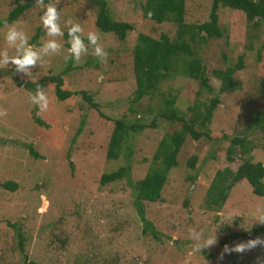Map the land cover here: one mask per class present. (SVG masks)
<instances>
[{"label": "rangeland", "instance_id": "1", "mask_svg": "<svg viewBox=\"0 0 264 264\" xmlns=\"http://www.w3.org/2000/svg\"><path fill=\"white\" fill-rule=\"evenodd\" d=\"M29 1L32 5L14 21L0 26V51L7 48L9 55H14L5 39L7 26L14 23L27 33L29 44L37 48L49 39L40 20L42 10L35 0H0V18L16 2ZM106 1L113 18L133 27L122 40L96 28L93 0L46 2L58 8L64 33L69 19L77 21L85 37L88 31L100 34L101 44L109 54L106 64L96 58L97 67L92 65L95 55L91 47L79 63L70 61V70L62 74V88L72 92L65 100H57L53 88L44 84L49 108L39 111L30 103V93L16 86L12 77L36 79L61 73L67 65L63 56L70 47L68 36L61 40V54L46 57L48 63L33 68L30 77L17 73L11 64L0 67V108L7 109V115L0 117V264H256L258 257L264 258V249L258 247L243 255L225 254L221 260L218 257L223 247L218 241L230 232L260 225L262 230L254 236L238 238L228 245L264 237V224L257 223L259 212L264 211V198L253 195L244 179L227 181V198L218 209L208 207L205 197L217 170L228 167L233 171L243 159L264 165V132L252 124L254 112L264 111L259 86L264 78V20L252 26L241 11L219 6L221 37L198 41L193 48L212 91L199 87L195 79L175 74L164 77L158 91L144 95L131 108L135 88L131 50L136 33L171 38L175 24L142 18L138 3L144 0ZM210 2L184 0V21H206ZM37 29L40 34L32 42ZM240 53L243 68L233 74L236 89L219 93L220 80L212 70L234 63ZM81 90L99 104L97 109L82 99ZM213 95L220 101L209 125L201 129L208 136H184L176 154L178 164L167 172L160 200L142 203L145 218L159 234V240H155L141 233L129 181L145 174L159 139L179 127L159 117L156 111L163 106L164 98L174 96L172 107L189 120L194 100L207 103ZM34 108V115L46 127L33 122ZM114 118L141 120L145 127L127 136L126 145L131 150L128 178L100 185L101 173L124 163L122 154L116 160L105 158ZM153 119L155 126H147ZM198 126L199 119L194 122V127ZM78 127L81 129L76 132ZM232 137H245L250 150L242 154L239 145H233L232 160L228 161L226 149ZM27 146L39 156L29 155ZM192 155H196L193 169L187 164ZM6 180L17 183L14 191L3 187ZM190 229L202 231L208 238L215 234L217 244L200 253L194 251L197 241L192 239Z\"/></svg>", "mask_w": 264, "mask_h": 264}, {"label": "trees", "instance_id": "2", "mask_svg": "<svg viewBox=\"0 0 264 264\" xmlns=\"http://www.w3.org/2000/svg\"><path fill=\"white\" fill-rule=\"evenodd\" d=\"M48 0H45V3ZM210 8L208 19L198 23H187L184 21V0H144L139 2L141 17L156 23L172 22L175 24V32L173 37H168L165 34H160L158 38L151 37L148 34L137 32L135 43L132 47V73L134 77L135 88L130 99V107L134 102L140 100L144 95H153L158 91V83L164 77H172L175 74L186 76L197 80L199 87L205 91H212L207 83L204 74V68L200 65L198 56H195L194 46L198 41H205L208 38H219L222 31L218 26L217 9L218 7H228L230 9L239 10L243 13L245 21L252 26H256L259 21L264 20V0H210ZM95 9L94 25L101 32L113 33L117 39L122 40L127 31L133 29L131 23L113 18L111 11L107 6L106 0H93ZM32 2H16V4L8 11L7 15L0 18V26L14 21L24 10L29 8ZM40 34L37 29L32 35V42H35ZM67 36V31L65 32ZM85 41H87L85 39ZM192 43V44H191ZM264 46V42L262 44ZM243 53L236 57V61L226 65L223 69H214L212 73L220 80L218 92H231L236 89V83L233 79V74L243 68ZM89 64L88 61L85 62ZM92 65L97 67L98 62L96 57H93ZM70 70V61L67 63L63 71L54 75H44L36 79H23L13 76L12 79L16 86L33 93L36 85L33 83L37 80L43 86L48 84L53 88L54 97L59 100H65L71 96L72 92L63 89L62 74ZM261 96L264 99V78L259 81ZM82 99L92 108L97 109L99 104L93 97L81 90L79 91ZM220 99L217 95L209 98L207 103L194 100L192 107L193 115L189 120L185 119L178 113L173 106L174 96H169L163 99V106L156 111L159 117L168 119L170 122H176L179 125L178 129L173 130L169 134L162 136L152 154V165L147 169L145 174L138 180L130 182L133 193V205L139 215L142 228L141 233H148L153 239L159 240V234L153 227L152 223L144 216L143 202H155L160 200L161 188L166 181V175L170 168L178 164L176 154L181 146V143L186 134L192 139H198L203 135H207L202 131V127H206L210 123L212 111L219 103ZM202 107V113L199 108ZM35 108L32 109V120L38 126L46 127V124L39 117L34 115ZM102 115V113H99ZM199 119L198 129L194 127V122ZM113 126L105 147V158L116 160L121 154L124 157V163L119 165L115 170L103 172L100 174L98 183L104 185L109 182L128 178L129 159L131 150L126 145L128 135L133 134L145 127V124L140 121L126 122L122 118H114ZM154 119L147 126H155ZM252 124L262 129L264 132V111L254 112ZM81 127L76 129L80 131ZM238 144L240 153H247L250 147L247 146L245 137H232L226 149V159L232 160L233 145ZM27 151L32 157H38L39 154L31 147L27 146ZM196 155H192L187 160L188 166L193 169ZM264 166L260 161L251 162L248 159H243L241 163L231 171L230 168L224 167L222 170H217L214 178L211 180L207 190L205 203L210 208L218 209L227 198V181L231 183L244 179L250 186L253 195L264 198ZM192 179L193 177H189ZM129 180V179H128ZM3 187L9 191H14L17 183L12 180L3 182ZM182 205H186V200H183ZM262 230V226L252 227L247 231H233L228 233L218 241L223 247L225 244L238 238H248L254 236ZM20 236V234H19ZM21 247V246H20Z\"/></svg>", "mask_w": 264, "mask_h": 264}, {"label": "clouds", "instance_id": "3", "mask_svg": "<svg viewBox=\"0 0 264 264\" xmlns=\"http://www.w3.org/2000/svg\"><path fill=\"white\" fill-rule=\"evenodd\" d=\"M37 8L42 10L40 17L43 28L46 31L47 39L42 46L37 48L29 44L27 33L19 26L18 23L7 26L5 39L7 45L14 49V55H9L7 48L0 51V67H7L9 64L14 66L17 73L25 76L32 75V69L37 66H43L48 63L46 57L60 55L63 50L61 43L65 33L61 27V15L58 8L52 4H46L45 0H35ZM67 36L69 37L68 54L63 56L65 63L75 61L79 63L82 57L86 56L89 47L92 48L96 58L102 64L107 63L108 51L101 44V36L96 31H88L85 37L84 28L74 20L67 21ZM85 39L87 43H85ZM33 83L36 85L35 91L29 94V101L36 106L39 111H47L49 108V97L45 88L42 87L37 80ZM7 115V109L0 108V117ZM263 165V163H262ZM264 166V165H263ZM257 223L264 224V211H260ZM251 227V226H250ZM250 227L248 228L250 230ZM193 240L197 241L194 251L201 252L204 249L211 248L217 244L215 234L211 237H205L202 231L190 229ZM264 249V237L257 236L245 241L234 242L232 245L225 244L221 250L218 259H223L225 254L243 255L256 248ZM256 264H264V258H257Z\"/></svg>", "mask_w": 264, "mask_h": 264}]
</instances>
